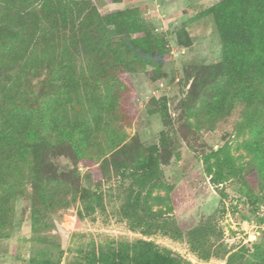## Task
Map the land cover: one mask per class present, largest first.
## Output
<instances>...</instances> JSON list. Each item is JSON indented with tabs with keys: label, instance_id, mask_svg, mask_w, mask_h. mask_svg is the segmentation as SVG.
I'll return each instance as SVG.
<instances>
[{
	"label": "trees",
	"instance_id": "16d2710c",
	"mask_svg": "<svg viewBox=\"0 0 264 264\" xmlns=\"http://www.w3.org/2000/svg\"><path fill=\"white\" fill-rule=\"evenodd\" d=\"M205 11L212 14L219 34L221 59L186 68L188 97L200 96L193 115L198 124L215 123L241 106L234 131L237 138L246 135L242 147L249 159L239 162L241 156L232 155L224 144L201 153L200 160L212 185L239 179L238 191L254 199L251 173L264 189V0H218ZM174 34L179 45L190 44L181 28ZM167 44L163 33L144 26L138 7L101 12L92 0H0V227L7 222L3 217L12 209L23 168L47 204H65L74 190L79 219L100 205L107 193L101 179L109 174L117 182L115 197L122 199L120 214L133 228L184 239L201 260L264 264L261 243L238 249L224 243L213 213L196 214L188 224L172 216V204L154 209L148 201L158 199L152 196L155 188L166 187L159 183L161 157L174 149L166 130L174 125L168 97L150 100L164 128L157 143L145 146L136 134L128 137L123 131L124 111L129 114L123 121L132 108H126L116 88H125L123 73L148 66L149 78L157 80L169 57ZM171 153L180 156L176 150ZM63 154L74 163L56 172L53 157ZM95 154L102 162L91 169L85 160ZM79 162L91 172L95 190L81 187ZM244 166L250 171L244 173ZM36 238L54 245L47 236ZM62 257L59 249L55 258L31 257L28 264H193L145 239L99 245L64 261Z\"/></svg>",
	"mask_w": 264,
	"mask_h": 264
},
{
	"label": "rangeland",
	"instance_id": "374dc122",
	"mask_svg": "<svg viewBox=\"0 0 264 264\" xmlns=\"http://www.w3.org/2000/svg\"><path fill=\"white\" fill-rule=\"evenodd\" d=\"M92 1L101 12L113 8L138 7L144 26L153 32L163 33L168 40L169 57L161 67L162 75L157 80L152 81L149 78L148 70L151 67L148 66L129 74L123 73L121 78L124 85L126 83L125 88H116V93L125 99L126 108H132L128 120L124 119L128 122L126 125L123 118L129 111H124L121 119L123 131L128 137L136 134L145 146L157 143L160 131L164 128L160 114L153 112L156 110V103L150 100L162 95L168 97L174 124L172 129H166L174 143V149L170 151L176 150L180 156L177 157L170 151L164 152L161 157L163 175L159 183L166 187L155 188L152 196L159 200L154 202L149 199V203L154 204V209H165L168 204H172V216L188 224L196 214L213 213L222 228V240L231 248H251L254 243H261L264 249V189L259 187L254 175L251 173L248 178L255 194L254 199H250L238 191L239 179L228 180L217 187L212 185L200 160L201 153L224 144L230 146L232 155L241 156L239 162L245 164L249 159L242 147V140L246 135L237 138L234 131L236 122L242 118V107L236 106L215 123L198 124L193 108L199 102L200 96L198 99L195 96L188 97L191 81L186 82V68L214 64L221 59L219 34L212 14L205 11L218 0ZM177 28L184 30L190 44L177 43L174 34ZM102 146L106 149L108 143L104 142ZM53 162L56 172L67 170L74 163L65 154L53 157ZM85 162L94 169L102 162V158L95 154ZM78 168L81 187L95 190L91 172L87 171L83 162L78 163ZM247 168L244 173L250 171ZM27 172L28 169L23 168L22 180L13 189L16 197L13 199L12 209L7 210L3 217L7 222L0 227V264H28L31 257L55 258L59 249L63 251L64 261L73 259L92 247H106L117 242L138 239L167 246L193 264L226 262L225 258L208 261L197 258L184 239L174 240L160 232L146 234L139 228H133L130 221L120 214L119 205L122 199L115 197L118 193L117 182L109 174L101 179L107 193L98 203L100 205L94 206V210L88 211L87 215L79 219V202L77 196L73 197L74 190H69L65 204H47L34 191L26 176ZM55 191L58 193L60 189ZM221 192H224L222 198ZM96 202L93 204H97ZM35 219L37 225H33ZM39 236H47L54 245L36 238Z\"/></svg>",
	"mask_w": 264,
	"mask_h": 264
},
{
	"label": "water",
	"instance_id": "95a60500",
	"mask_svg": "<svg viewBox=\"0 0 264 264\" xmlns=\"http://www.w3.org/2000/svg\"><path fill=\"white\" fill-rule=\"evenodd\" d=\"M209 264H225L223 261H211Z\"/></svg>",
	"mask_w": 264,
	"mask_h": 264
}]
</instances>
